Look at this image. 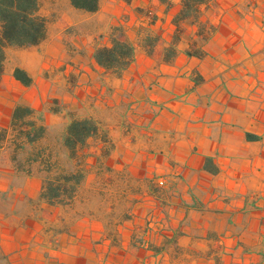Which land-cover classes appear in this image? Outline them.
<instances>
[{
  "label": "crops",
  "instance_id": "0c3cea01",
  "mask_svg": "<svg viewBox=\"0 0 264 264\" xmlns=\"http://www.w3.org/2000/svg\"><path fill=\"white\" fill-rule=\"evenodd\" d=\"M182 1L99 0L88 13L56 0L40 45L6 48L1 128L18 105L51 127L60 102L111 142L101 156L96 141L60 230L32 205L0 206V264H264V0H206L175 41ZM117 26L135 47L121 76L93 59ZM4 177L25 181L4 189L22 202L39 199L41 177ZM150 218L152 251L135 244Z\"/></svg>",
  "mask_w": 264,
  "mask_h": 264
},
{
  "label": "trees",
  "instance_id": "16d2710c",
  "mask_svg": "<svg viewBox=\"0 0 264 264\" xmlns=\"http://www.w3.org/2000/svg\"><path fill=\"white\" fill-rule=\"evenodd\" d=\"M167 3L168 0H160ZM71 5L88 13H95L99 8V0H70ZM206 0H183L182 10L174 18L177 27L175 41L178 39L180 24L186 19L197 21L200 7ZM203 32V31H202ZM48 34V20L41 13V0H0V74L4 72L6 48H30L40 45ZM173 48L168 49V57L174 54ZM190 55L202 56L200 52H188ZM135 56V47L129 41L122 26L112 29L109 45L96 48L93 59L97 65L116 76L131 65ZM14 77L24 86H30L32 79L23 69L16 68ZM34 111L18 105L14 111L10 128L0 127V148L12 132H17L25 144H35L45 135L46 127L36 118ZM109 141L108 132L100 123L92 118L73 119L66 126L63 145L67 149L69 159L74 163L69 170L60 163L48 159L49 175L43 179L39 199L50 206L69 205L75 198L85 178V168L78 149L85 146L89 139ZM36 161V160H35Z\"/></svg>",
  "mask_w": 264,
  "mask_h": 264
},
{
  "label": "rangeland",
  "instance_id": "374dc122",
  "mask_svg": "<svg viewBox=\"0 0 264 264\" xmlns=\"http://www.w3.org/2000/svg\"><path fill=\"white\" fill-rule=\"evenodd\" d=\"M55 1L56 0H41V13L47 18L48 27L56 23L59 16L58 14L60 13V11L62 12L64 8L62 7V5L57 6L55 4ZM59 2L61 4V0H59ZM51 110L60 111L63 115H61L59 121L57 120L56 122H54L51 127H46L45 135L39 142L32 145L25 144L22 141V137L18 136L17 132H12L7 141L3 144V147L0 148V206L15 204L18 208L20 207L22 209L24 203L32 205L34 210L38 212L39 216L45 220H48L51 225L54 226V230L57 231L61 228L60 221L64 222L66 220H70L71 207H69L68 205H58L53 207H49V205L47 207H44V202L40 199H28V201L22 202L19 197H15V194L11 195L9 190H4L6 188L10 190L25 189L26 183L24 180H18L14 182L4 177V175H10L11 171L13 170L14 172L16 171L17 174H22L23 176L35 174L42 179L47 177L49 175V165L45 163L47 159L50 162L56 161L60 163L66 169H73L74 163L69 159L67 149L63 145V135L69 122L73 119L78 118H74V113H70L60 102H56L51 107ZM101 127L106 129L103 125H101ZM106 130L108 132V129ZM108 138L109 141H107V143H104L99 138L89 139L85 146H82L78 149V153L85 168V178L87 173L86 159H88L89 157L97 156L96 153L99 152L100 144H103L104 146L101 156H107L109 154V145L111 140L109 136ZM96 141H99L100 144H97ZM28 187L31 189L33 185H30ZM73 201L69 205H71ZM148 221L149 220H147L146 225L141 231L140 235L135 239V244L139 248L152 251L153 249L150 241L148 248L141 247L138 244L139 239L144 235L146 231ZM155 221L157 222L158 220L155 219ZM49 264L54 263L49 262Z\"/></svg>",
  "mask_w": 264,
  "mask_h": 264
},
{
  "label": "built area",
  "instance_id": "2783aa9c",
  "mask_svg": "<svg viewBox=\"0 0 264 264\" xmlns=\"http://www.w3.org/2000/svg\"><path fill=\"white\" fill-rule=\"evenodd\" d=\"M157 186L160 189H164L166 186V180L164 178H159L157 180ZM156 221L154 219H149L148 224H147V228L146 231L144 233V235L139 239V246L141 247H149V241H150V237L157 233L159 230L156 228Z\"/></svg>",
  "mask_w": 264,
  "mask_h": 264
}]
</instances>
